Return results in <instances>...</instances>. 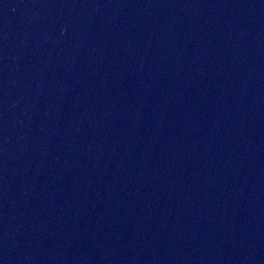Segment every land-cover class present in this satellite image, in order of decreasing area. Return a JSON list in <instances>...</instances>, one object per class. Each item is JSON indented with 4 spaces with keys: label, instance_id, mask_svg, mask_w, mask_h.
I'll use <instances>...</instances> for the list:
<instances>
[{
    "label": "water",
    "instance_id": "water-1",
    "mask_svg": "<svg viewBox=\"0 0 264 264\" xmlns=\"http://www.w3.org/2000/svg\"><path fill=\"white\" fill-rule=\"evenodd\" d=\"M0 264H264V0H0Z\"/></svg>",
    "mask_w": 264,
    "mask_h": 264
}]
</instances>
